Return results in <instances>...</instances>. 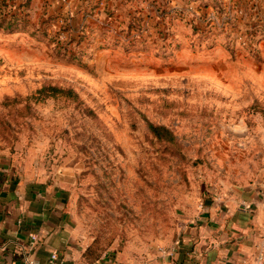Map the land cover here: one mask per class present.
<instances>
[{
  "label": "rangeland",
  "instance_id": "1",
  "mask_svg": "<svg viewBox=\"0 0 264 264\" xmlns=\"http://www.w3.org/2000/svg\"><path fill=\"white\" fill-rule=\"evenodd\" d=\"M70 189L90 262L148 264L212 192L264 190V0H0V169Z\"/></svg>",
  "mask_w": 264,
  "mask_h": 264
},
{
  "label": "crops",
  "instance_id": "2",
  "mask_svg": "<svg viewBox=\"0 0 264 264\" xmlns=\"http://www.w3.org/2000/svg\"><path fill=\"white\" fill-rule=\"evenodd\" d=\"M17 173L0 169V264H121L86 259L67 183ZM193 220L148 264H264V190L212 192Z\"/></svg>",
  "mask_w": 264,
  "mask_h": 264
},
{
  "label": "built area",
  "instance_id": "3",
  "mask_svg": "<svg viewBox=\"0 0 264 264\" xmlns=\"http://www.w3.org/2000/svg\"><path fill=\"white\" fill-rule=\"evenodd\" d=\"M36 237H33V240H35ZM52 261H57L58 260V255L57 254H52V257H51ZM30 264H35L34 261H31Z\"/></svg>",
  "mask_w": 264,
  "mask_h": 264
}]
</instances>
